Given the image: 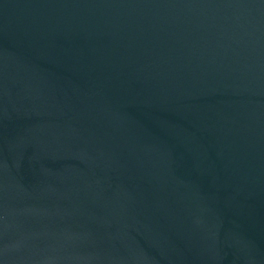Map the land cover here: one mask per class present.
I'll return each instance as SVG.
<instances>
[{
    "label": "water",
    "instance_id": "obj_1",
    "mask_svg": "<svg viewBox=\"0 0 264 264\" xmlns=\"http://www.w3.org/2000/svg\"><path fill=\"white\" fill-rule=\"evenodd\" d=\"M0 264H264V0H0Z\"/></svg>",
    "mask_w": 264,
    "mask_h": 264
}]
</instances>
